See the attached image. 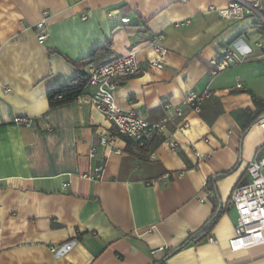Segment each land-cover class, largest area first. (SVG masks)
Returning <instances> with one entry per match:
<instances>
[{
	"label": "crops",
	"instance_id": "1",
	"mask_svg": "<svg viewBox=\"0 0 264 264\" xmlns=\"http://www.w3.org/2000/svg\"><path fill=\"white\" fill-rule=\"evenodd\" d=\"M229 1L0 0V264H264V244L228 248L237 217L230 192L264 157V110L253 100L264 101V20L207 11ZM155 34L167 50L162 69L149 66ZM227 47L245 61L210 76V61ZM130 50L142 73L118 80L116 105L150 123L170 119L144 146L117 136L90 158V145L115 129L90 105L85 75L78 100L50 107L47 92L77 83L87 63ZM204 90L212 96L200 112L173 115L189 91ZM103 157L102 178H82Z\"/></svg>",
	"mask_w": 264,
	"mask_h": 264
},
{
	"label": "built area",
	"instance_id": "2",
	"mask_svg": "<svg viewBox=\"0 0 264 264\" xmlns=\"http://www.w3.org/2000/svg\"><path fill=\"white\" fill-rule=\"evenodd\" d=\"M207 11H215L221 18L227 20H239L248 15H255L264 20L260 12V0H230L225 7H208ZM48 17L49 13L42 11L41 19L36 24L39 31L37 35L39 43H43L46 39L45 30ZM85 18L83 17V19ZM187 23V20L181 21L175 23V26L179 27ZM162 38V34H155L148 42L154 54L149 66L156 69L163 68L162 59L167 53V50L160 45ZM244 61V55H240L232 48L227 47L219 58L210 61L209 74L215 76L227 67ZM85 67L86 84L93 88L89 97L90 105L102 113L115 129L114 134H102L96 143L90 145V158L95 157L98 146L112 149L117 136H123L135 141L139 146H144L156 136L161 135L170 119L168 116H164L158 122L150 123L137 116L132 110L120 109L114 100V91L118 85V80L135 77L142 73L135 50L111 58L102 64L87 63ZM237 86L240 87L241 85ZM211 96L212 93L208 90L202 92L189 91L185 97L184 107L175 106L173 115L182 118L184 109L198 113L203 103ZM80 97L81 95L76 100ZM163 108L170 111L171 105L166 103ZM13 122L20 125L29 124V121L23 118H16ZM188 127L189 124L186 121L181 126L182 129ZM259 127L264 135V119L260 120ZM164 143L172 151H177L179 148L175 141L168 138L164 139ZM196 156L201 161V157L197 153ZM100 161L98 166L84 173L82 178L90 181L100 180L106 160L103 157ZM246 171L249 175V181L235 186L229 195L228 204L235 209L237 216L233 235L228 241V248L232 252L243 251L264 244V157H255L253 161L248 163ZM210 195H213L212 191H210ZM206 241L215 242L209 234L206 236Z\"/></svg>",
	"mask_w": 264,
	"mask_h": 264
},
{
	"label": "trees",
	"instance_id": "3",
	"mask_svg": "<svg viewBox=\"0 0 264 264\" xmlns=\"http://www.w3.org/2000/svg\"><path fill=\"white\" fill-rule=\"evenodd\" d=\"M109 46V42L106 41L105 46L103 47V51L107 50ZM98 50H94L91 54L90 57L94 56ZM81 75L78 79L77 83H71V84H66V85H60L57 88L51 89L47 92V99H48V104L50 107H55L58 105L62 104H67L71 103L76 98L80 95L83 94L84 92V82L82 81V76ZM254 104L256 105L257 109L264 110V101L258 98H254ZM246 183V182H245ZM244 184V183H241ZM218 215L215 217L211 218L199 231L198 234H206L207 232L210 231L211 227L214 225Z\"/></svg>",
	"mask_w": 264,
	"mask_h": 264
}]
</instances>
